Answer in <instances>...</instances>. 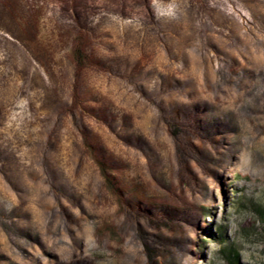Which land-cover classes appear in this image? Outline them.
<instances>
[{
	"label": "rangeland",
	"instance_id": "1",
	"mask_svg": "<svg viewBox=\"0 0 264 264\" xmlns=\"http://www.w3.org/2000/svg\"><path fill=\"white\" fill-rule=\"evenodd\" d=\"M0 264H264V0H0Z\"/></svg>",
	"mask_w": 264,
	"mask_h": 264
},
{
	"label": "trees",
	"instance_id": "2",
	"mask_svg": "<svg viewBox=\"0 0 264 264\" xmlns=\"http://www.w3.org/2000/svg\"><path fill=\"white\" fill-rule=\"evenodd\" d=\"M86 51H87V49H86L84 46H80V47H78V49L74 52L76 62H77V64H78L80 67H83V66H84L85 61H86V59H87ZM102 170H103V172L105 173V170H104L103 168H102Z\"/></svg>",
	"mask_w": 264,
	"mask_h": 264
}]
</instances>
